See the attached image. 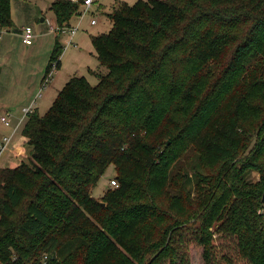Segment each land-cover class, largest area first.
<instances>
[{"label":"trees","instance_id":"obj_1","mask_svg":"<svg viewBox=\"0 0 264 264\" xmlns=\"http://www.w3.org/2000/svg\"><path fill=\"white\" fill-rule=\"evenodd\" d=\"M79 4H50L59 29ZM111 8L90 37L106 73L32 110L28 156L0 168V264H189L190 245L203 264H264V0ZM109 165L117 186L93 197Z\"/></svg>","mask_w":264,"mask_h":264},{"label":"crops","instance_id":"obj_2","mask_svg":"<svg viewBox=\"0 0 264 264\" xmlns=\"http://www.w3.org/2000/svg\"><path fill=\"white\" fill-rule=\"evenodd\" d=\"M53 1L55 0H49L38 10V12L42 14L38 25L32 23L31 11H28L29 18L25 17V13H17L16 8V13L13 14L14 11H12L11 0L10 11L13 27L8 29L0 26V30H4L0 33V118L6 113H9L11 116L10 125H4L0 121V143L2 142L3 136H13L12 142L7 145V148L0 154V168L17 165L28 156L29 146L27 145V139L22 131L27 118L20 121L22 117L21 110L33 105L34 111L40 115L43 114L39 111L38 106L34 104L37 102V97L44 91H42L41 88L46 87L42 85L44 71H46L47 62H49L48 60H50L51 57L50 53L58 38V34L54 31V28L57 27L54 14L52 10L49 9ZM95 1L90 8L89 18L94 17L96 22L89 25L91 26L88 32L89 39L91 35L107 32L112 26L107 13L102 14L104 16L103 18L98 17L97 14H99L100 11L96 8L97 4ZM116 2H119V0H115L113 5H115ZM111 11H108V13ZM72 18L69 21L70 24L74 22ZM99 26L101 27V31L99 33H96L97 31L92 33V29ZM24 27L32 28L33 36L30 44H26L22 41V29ZM76 33L77 32H75V35ZM75 35L72 37V45L74 46L77 45L74 39ZM97 69H100L99 64L94 68V70ZM94 70L91 72L93 73ZM93 74L97 81L96 72ZM76 75L86 78L83 73H69L66 75V78L61 81L63 73L60 69L55 72V74L51 75V82H49L50 79L48 80L49 86L46 87L45 92H43L44 94L39 96L42 97L41 106L44 110H47L52 104L53 99L64 86L65 82ZM59 83L61 86L58 85ZM14 130L16 132H14Z\"/></svg>","mask_w":264,"mask_h":264},{"label":"rangeland","instance_id":"obj_3","mask_svg":"<svg viewBox=\"0 0 264 264\" xmlns=\"http://www.w3.org/2000/svg\"><path fill=\"white\" fill-rule=\"evenodd\" d=\"M48 1L49 0H12L11 2L12 11H14L13 14H15L16 11L19 14L25 13L24 15L27 18H29L28 11H31L32 23L39 25L42 14L41 12L39 13L38 10H40V7H43ZM114 1L115 0H96L95 1V3L97 4L96 8H98V10L100 11L99 14H97L99 18H103L104 16L102 14H105V13H107V16H108V11H111V7L113 6ZM121 1H124L127 4L132 5L133 3H135L136 0H121ZM78 6L80 9L78 12H80L82 8L80 4ZM15 8H16V11H15ZM76 14L74 18H72V21H74L73 23H71L72 25L69 23L71 27L72 26L75 27L78 23L79 17H78V14L77 15ZM89 17H90V14L85 15V17L83 18L84 20L82 19L80 22L81 25L78 27L76 31L77 33L74 38L75 41L77 42L76 46L72 44L68 45V40H69L68 31L66 32L55 31L58 34L59 43H61L60 44L61 53H60V58H59V65L58 67L57 65L54 67L51 75L55 74V72H57L60 69L63 73V77L61 81H63L66 78V75L69 73L70 74L72 73L82 74L83 73L86 76V79L89 82V84L95 85V83L98 81V76H97V81H96V77L93 73L96 72V74H99V73L104 74L107 71V69H105L101 65H99L100 69L94 70L96 65L99 63H98L96 54L94 53V49L91 44V41L88 37V32L91 28V26H89L91 25L89 24V19H90ZM12 25H13V21H12ZM100 29H101L100 26L95 27L92 29V33L96 31H97L96 33H99L101 31ZM48 63L49 62H47V64ZM51 68L52 67L50 66V69ZM92 70H94L93 73L91 72ZM45 76H46V71H44V76H43L44 78L42 80V83L44 82ZM49 82H51V79ZM49 82L46 83V87L49 86L48 85ZM58 85L61 86L60 83ZM46 87L41 88V90L42 91L44 90L43 92H45ZM43 92L39 96L43 95L44 94ZM39 96L37 97L36 99L37 102L34 105L38 106L39 111L44 113L46 110H44L43 107L41 106L42 97H39ZM18 106H21V105H18ZM113 173H114L113 165H109L104 175L97 181L96 185L94 186V189H93L94 191L92 193L93 197H96L99 199L103 195L105 190H107L106 188L109 186V180L111 179L112 176H114ZM251 177H252V180L255 181L257 180L258 175L257 173L253 172ZM188 248H189L188 263L189 264H203L202 247H194L193 245H190L188 246Z\"/></svg>","mask_w":264,"mask_h":264},{"label":"built area","instance_id":"obj_4","mask_svg":"<svg viewBox=\"0 0 264 264\" xmlns=\"http://www.w3.org/2000/svg\"><path fill=\"white\" fill-rule=\"evenodd\" d=\"M71 2H79L80 5H81V8L82 10L80 12H78V17H79V20H78V23L75 27H71V26H65V27H62V28H54V31H59V32H66L68 31L69 33V40H68V45L70 44H73L72 43V37L75 35V32L77 31L78 27H79V22L85 17V15L89 14L90 13V8L92 6V4L94 3L95 0H70ZM96 22V19L94 17H91L90 18V21H89V24H94ZM4 31V30H0V33ZM33 36V32H32V28L31 27H24L22 29V41H24V43L26 44H30L31 43V38ZM56 66V62H52L51 63V69H50V72L46 75L45 79H44V82L42 83L43 87L46 86V83L48 82V80L50 79V76L53 72V69L54 67ZM32 110H33V105L32 106H29V107H26V108H23L21 110V120H24L26 118H28V115L30 113H32ZM0 121L1 123H3L4 125H10L11 123V116L9 113H6V114H3L0 118ZM14 132H16L14 130ZM13 136H3L2 137V142L0 143V154L3 152V150H5V148H7L6 146L9 145L13 138ZM109 184L111 186H117V182L115 179H111L109 180ZM257 213L261 216L264 217V203H263V206L258 209Z\"/></svg>","mask_w":264,"mask_h":264},{"label":"water","instance_id":"obj_5","mask_svg":"<svg viewBox=\"0 0 264 264\" xmlns=\"http://www.w3.org/2000/svg\"><path fill=\"white\" fill-rule=\"evenodd\" d=\"M260 201L264 203V193L262 194Z\"/></svg>","mask_w":264,"mask_h":264}]
</instances>
